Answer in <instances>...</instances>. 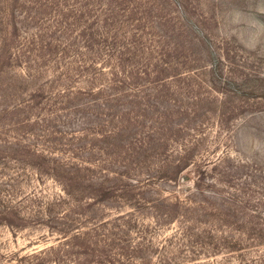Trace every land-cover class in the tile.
Returning <instances> with one entry per match:
<instances>
[{"label": "rangeland", "instance_id": "374dc122", "mask_svg": "<svg viewBox=\"0 0 264 264\" xmlns=\"http://www.w3.org/2000/svg\"><path fill=\"white\" fill-rule=\"evenodd\" d=\"M79 1L0 0V179L10 180L3 194L25 196L27 205L33 192L63 193L47 163L46 172L37 169L42 158L32 151L67 147L49 138L65 142L71 133L86 132L93 140L88 128L107 121L98 113L106 110L102 94L67 95V86L101 91L115 79L113 90L125 88L134 99L137 88L161 84L167 88L162 104L173 113L165 134L175 141L164 154L149 150L139 169L134 165L123 178L149 183L143 187L152 196L175 188L184 197L194 189L200 204L189 220L179 217L184 223L135 212L145 230L131 237L144 235L150 250L145 264H264V0H98L93 11ZM107 8L112 42L84 46L83 24L104 23ZM142 69L147 74L133 80ZM95 97L96 113L83 105ZM149 110L139 127L145 131L154 117ZM179 155L190 162L181 171L190 179L180 187L167 182L160 167L161 159L165 164ZM92 192L81 194L82 204L88 200L100 217L117 212ZM9 220L0 223V263L28 264V254L62 237L45 220L18 227Z\"/></svg>", "mask_w": 264, "mask_h": 264}, {"label": "trees", "instance_id": "16d2710c", "mask_svg": "<svg viewBox=\"0 0 264 264\" xmlns=\"http://www.w3.org/2000/svg\"><path fill=\"white\" fill-rule=\"evenodd\" d=\"M94 1L98 0H81L79 5L83 8L90 7L93 11L96 7ZM77 2L78 0H75V3ZM59 10L64 17L66 13L63 8L59 7ZM111 12V8L106 9L102 24L98 23L99 20L83 24L79 42L90 48L92 45L111 43L114 37L112 23L108 21ZM64 22L66 24L63 30L66 31L70 23H67V19ZM72 40L74 42L77 39L72 37ZM145 74L147 71L142 69L140 72L135 71L131 77L136 81ZM111 80L112 82L107 83L101 91L94 88H78L73 91L71 86H67L64 90L67 95L79 97L84 94H92V96H97V93L102 94L106 103L102 108L106 110L98 113L106 115L107 121L102 124L99 121L94 122L93 127L88 128L91 130L90 134L94 135L93 140L86 132L76 136L71 133V137L65 142H61V137L49 138L67 147L57 148L54 144L50 146L51 149L48 148L49 153L43 155L39 151H32V154L42 158V161L36 164L37 169L46 172L44 163H47L48 171L60 183L63 193L58 192L49 198L42 196L41 192H33L26 199L29 202L26 205L22 204L25 196L16 200L9 190L4 195L2 186L6 183L8 185L10 180L0 179V223H10V217L16 219L17 227L26 222L44 223L45 220L50 229L56 228L62 234L56 245L50 244L43 250L28 254L30 258L28 264L34 261L35 264L49 262L51 258L58 264H89L90 262V264H134L135 261L145 264L144 261L149 257L150 250L143 240L144 235L141 236L143 239L138 241L132 240L131 237L132 231L140 233L145 230V224L139 221L135 212L144 215L143 210L149 211L160 222H170L175 219L184 223L179 217L185 216L189 220L192 211H195L197 204H200V200L195 197L197 195L193 192L194 189L186 192L184 197H180L175 188L169 195L152 196L148 193V189L143 187L148 186L149 183H144L138 178H123L127 177L129 168L134 169L136 166L139 169L146 160L149 150L155 152L160 150V153L164 154V148L169 141H175L165 134L170 130L168 118L172 117L173 113L169 106L162 104L163 97H167L165 86L160 84L137 88L136 91L141 93H132L134 99H128L125 93L127 89L119 85L124 90H113L118 83L115 79ZM119 82L123 83V81ZM111 100L115 101L114 105ZM95 101L96 97L90 101L91 104L85 101L83 105L92 108L91 110L96 113ZM119 104H123L122 107ZM159 106L161 109L158 108ZM13 108H20V105ZM149 109H152L154 117L149 122L150 129L145 131L139 127L144 125L143 117L149 113ZM80 119H84V116ZM81 120L79 121L83 122ZM108 126L110 127L107 129ZM94 129L97 130L94 132ZM53 148L54 151L60 149L63 153L66 150L65 152L71 154L64 156L59 152L54 154ZM184 150L186 152L187 149ZM184 157L179 155L165 164L164 159L160 160L162 161L160 167L164 168L162 177L179 187L190 179L189 174L181 172L190 164L183 159ZM1 176L5 177L3 170ZM87 189L93 190L92 198L96 202H107L106 204L118 209L117 212L113 216L100 217L98 209L90 208L88 200L83 202L84 204L87 202V205L82 204L85 198L81 194ZM124 206H129L131 209H121ZM86 209L88 212L85 211ZM162 259L166 260L164 257ZM0 264L13 263L8 261Z\"/></svg>", "mask_w": 264, "mask_h": 264}]
</instances>
